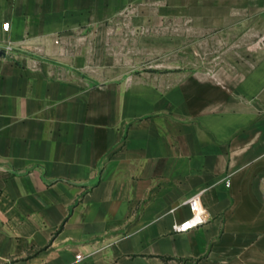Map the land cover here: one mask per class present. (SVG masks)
Wrapping results in <instances>:
<instances>
[{
	"label": "crops",
	"instance_id": "crops-1",
	"mask_svg": "<svg viewBox=\"0 0 264 264\" xmlns=\"http://www.w3.org/2000/svg\"><path fill=\"white\" fill-rule=\"evenodd\" d=\"M103 2L0 0V264H264V53L105 81Z\"/></svg>",
	"mask_w": 264,
	"mask_h": 264
},
{
	"label": "rangeland",
	"instance_id": "rangeland-1",
	"mask_svg": "<svg viewBox=\"0 0 264 264\" xmlns=\"http://www.w3.org/2000/svg\"><path fill=\"white\" fill-rule=\"evenodd\" d=\"M103 3L97 11L102 21L88 25L82 38L89 51L102 47L105 81L148 74L166 80L177 71H227L255 64L254 56L264 53V26L256 20L261 15L256 7H264V0ZM93 13L88 11V18L95 17ZM117 68L128 73L107 72Z\"/></svg>",
	"mask_w": 264,
	"mask_h": 264
},
{
	"label": "built area",
	"instance_id": "built-area-1",
	"mask_svg": "<svg viewBox=\"0 0 264 264\" xmlns=\"http://www.w3.org/2000/svg\"><path fill=\"white\" fill-rule=\"evenodd\" d=\"M9 33H10V23H4L2 25V35H0V48H2L5 53H9L13 50L12 42L8 38ZM227 185L230 186L229 181L227 182ZM200 196L201 195H197L185 203L191 211V216L190 218H188L187 220L181 223L176 222L172 228L174 233L186 234L207 224L209 217L207 211L204 210L200 205V201H199ZM263 199H264V187H263Z\"/></svg>",
	"mask_w": 264,
	"mask_h": 264
}]
</instances>
